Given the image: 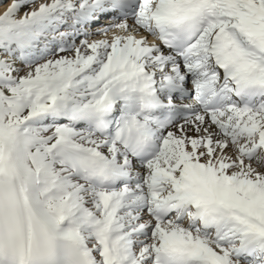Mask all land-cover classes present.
Listing matches in <instances>:
<instances>
[{"label": "snow or ice", "instance_id": "6c2138e0", "mask_svg": "<svg viewBox=\"0 0 264 264\" xmlns=\"http://www.w3.org/2000/svg\"><path fill=\"white\" fill-rule=\"evenodd\" d=\"M0 264H264V0H0Z\"/></svg>", "mask_w": 264, "mask_h": 264}]
</instances>
